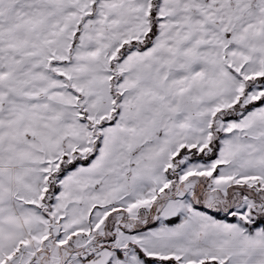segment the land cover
Listing matches in <instances>:
<instances>
[{
	"label": "snow or ice",
	"instance_id": "6c2138e0",
	"mask_svg": "<svg viewBox=\"0 0 264 264\" xmlns=\"http://www.w3.org/2000/svg\"><path fill=\"white\" fill-rule=\"evenodd\" d=\"M0 264H264V0H0Z\"/></svg>",
	"mask_w": 264,
	"mask_h": 264
}]
</instances>
